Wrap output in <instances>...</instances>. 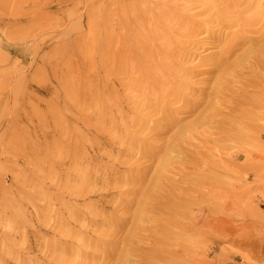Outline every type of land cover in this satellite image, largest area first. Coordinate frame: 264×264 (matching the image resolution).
<instances>
[{"label": "rangeland", "instance_id": "obj_1", "mask_svg": "<svg viewBox=\"0 0 264 264\" xmlns=\"http://www.w3.org/2000/svg\"><path fill=\"white\" fill-rule=\"evenodd\" d=\"M263 62L264 0H0V264H264Z\"/></svg>", "mask_w": 264, "mask_h": 264}, {"label": "bare ground", "instance_id": "obj_2", "mask_svg": "<svg viewBox=\"0 0 264 264\" xmlns=\"http://www.w3.org/2000/svg\"><path fill=\"white\" fill-rule=\"evenodd\" d=\"M242 38H243V36H242ZM248 39H249V38H248ZM239 40H240V39H239ZM244 40H245V39H244ZM241 42H243V40H242ZM244 42H245V41H244ZM248 42H249V40H248ZM225 43H226V41H225ZM258 49H259V48H258ZM259 50H260V49H259ZM260 51H261V50H260ZM263 63H264V62H263ZM263 63H262V64H263ZM221 65H222V64H221ZM252 86H253V85H252ZM255 88H256V87H255ZM255 88H254V89H255Z\"/></svg>", "mask_w": 264, "mask_h": 264}]
</instances>
